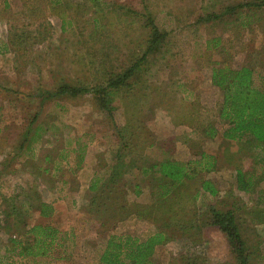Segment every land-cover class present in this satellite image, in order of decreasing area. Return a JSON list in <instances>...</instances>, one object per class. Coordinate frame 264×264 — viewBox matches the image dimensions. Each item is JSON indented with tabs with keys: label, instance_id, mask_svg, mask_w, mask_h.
<instances>
[{
	"label": "rangeland",
	"instance_id": "1",
	"mask_svg": "<svg viewBox=\"0 0 264 264\" xmlns=\"http://www.w3.org/2000/svg\"><path fill=\"white\" fill-rule=\"evenodd\" d=\"M259 1L0 0V264H100L111 234L146 238L157 230L151 220L130 216L118 221L126 217L125 211L111 212L126 201L152 202L151 181L139 171L125 177L126 186L118 194L102 193L93 215L81 198L74 204L73 195L68 197L78 190V176L85 183L94 169L98 178L106 176L98 168L100 161L90 165V172L81 170L84 160L100 156L111 163L120 144L117 126L128 124L143 127L137 143L143 140L145 145L136 150L149 162L160 155L158 145L181 161H195L201 151L215 156L216 167L189 182L188 191L196 193L201 180L210 179L219 193L200 190L196 208L202 211L215 203L235 210L250 264H264V223L258 220L264 211V180L254 192L241 191L236 170H259L251 151L254 156L262 151L224 139L223 90L213 82L215 68L248 66L255 83L264 88V5L235 9L239 3ZM151 19L166 35L150 54L140 82L115 95L112 114L99 108L90 94L42 103L41 91L61 83L91 86L127 69L146 52ZM35 117L27 143L28 123ZM133 155L141 156L128 159ZM25 192L34 197L28 199ZM38 196L52 205L62 201L65 215L38 216L29 207ZM15 210L20 211L19 221ZM25 221L55 222L68 231L65 257L58 258L56 252L18 256L12 238L27 239ZM169 232L173 239L156 248L155 264H185L181 257L188 254L205 259L203 264H233L228 238L219 227L203 226L196 242L179 231Z\"/></svg>",
	"mask_w": 264,
	"mask_h": 264
},
{
	"label": "trees",
	"instance_id": "2",
	"mask_svg": "<svg viewBox=\"0 0 264 264\" xmlns=\"http://www.w3.org/2000/svg\"><path fill=\"white\" fill-rule=\"evenodd\" d=\"M57 1L61 3V0ZM52 4H54L53 0ZM262 5H264V0L261 2H242L237 4L235 9H244L248 6L260 7ZM232 9L233 7H230L227 10ZM148 22L151 24L153 33L146 52L127 69L105 75L101 81L91 86L84 83H61L54 90H46L43 93L41 91L40 94L44 100L42 103L56 97H75L90 94L99 108L112 114L115 95L124 87L140 82L139 80L145 74L146 67L149 64L150 54L155 51L161 39L166 35L155 25L152 19ZM213 82L223 90L220 118L226 125L223 132L224 139L243 143V148L248 147L247 150L257 147L262 151L257 156H254L251 151V156L255 157L256 167L259 170H244L242 167L236 169L237 188L241 191L254 192L264 180V88L255 83L254 70L248 66H242L238 69L228 66L215 68ZM37 119L38 117H35L32 119V123H28L27 143H30L29 134L34 130L31 127H36L34 124ZM131 126L130 124L122 127L117 126L118 130L116 132L120 144L114 151V162L105 163L99 156L98 168L105 169L106 176L103 178L95 176L98 179L94 178L90 186L93 194L86 206V211L90 215H93L96 211L98 212V200L100 196L101 198L104 197L102 193L107 191L110 195L119 192L121 186H126V183H124L125 177L136 170L146 180L151 181L153 187L152 202L141 204L126 201L122 205L118 203L111 212H113L112 214H120L116 212L117 208L125 211L126 217L122 216L118 221L130 216L151 220L157 225V230L146 238L131 233L111 234L99 255L100 264H155L156 248L173 239L170 230L179 231L182 235H186L188 239L196 242L203 226H217L226 234L233 264H250V253L243 239L236 211L219 208L215 203L208 204L202 211L196 208L200 190L208 192L212 196L218 195L219 191L214 183L210 179H202L201 188L196 193L188 191L189 182L198 178L201 173L212 171L216 167L217 160L215 156L201 151L197 160L181 161L173 158L158 145L160 155L155 157L156 160L153 162H149L147 156L143 157L141 151L136 150V148L145 145L143 140H141V145L137 143V136L140 135L137 131H142L143 127L134 128ZM38 128H36L35 134L38 133ZM124 132H126V135ZM214 134L213 130L211 136ZM151 145L152 143L149 144V146ZM152 147L154 146L152 145ZM143 148L146 147L143 146ZM131 154L141 156L138 158L133 155L128 159ZM136 162L142 164L138 165L139 163ZM135 186L138 187V184H135ZM25 194L28 199L34 197L27 192ZM9 199L14 200V198ZM36 201V204L30 202V209H35L33 211L39 212L43 218L53 215L54 207L51 203L46 202L39 196ZM191 203L194 208L189 207ZM18 212L17 221L21 218L19 217L21 216L20 211ZM258 220L260 223H264V211L260 212ZM24 228H26L24 230V234L27 236L26 240L12 238L14 247H19L18 256L48 257L56 252L58 258L61 255V258L65 257L64 250L70 240L68 231H62L50 222H36L31 225L25 221ZM181 258L186 261L185 264H198L201 260L199 257L190 254ZM204 262L205 259H202L201 264Z\"/></svg>",
	"mask_w": 264,
	"mask_h": 264
},
{
	"label": "crops",
	"instance_id": "3",
	"mask_svg": "<svg viewBox=\"0 0 264 264\" xmlns=\"http://www.w3.org/2000/svg\"><path fill=\"white\" fill-rule=\"evenodd\" d=\"M98 152V151H97ZM101 152V151H100ZM84 161H85V165L83 166V164H84ZM83 161V163L81 164V166H83V168H81V170L83 169V170H86L87 172H90V171H92L93 169L92 168H90V165L91 164H97V162H98V158L96 157V156H91V157H89V159H88V156H87V159H85ZM87 161V162H86ZM91 161L93 162V163H91ZM70 170H75V169H72L71 167H70ZM76 171V170H75ZM95 169L92 171V174H91V176L89 177V179H88V182H86L85 183V179H80V176H78L77 178H79V187H78V190L77 191H75V192H69V195H68V197H71V195H73V198H72V202L75 204L76 202H77V198L79 197V198H81V204H83V205H88V203H89V201H90V197H91V194H92V191L90 190V186H91V184H92V182H93V179L95 178ZM81 174H82V172H81ZM83 174H84V171H83ZM67 180H69V179H66L65 180V183L67 184V185H69L70 184V182L68 183L67 182ZM90 182V183H89ZM89 183V184H88ZM86 188V189H85ZM62 204H63V202L62 201H60V202H58V203H55V202H53V205H54V212H53V215L51 216V218H53V219H55V217H56V215L57 214H59V217L60 216H64L65 215V212H64V207H62ZM37 214H38V216H40V214H39V212H37ZM41 217V216H40ZM54 225H56V223L54 222L53 223ZM56 226H58L59 227V225H56ZM61 230H62V228L61 227H59Z\"/></svg>",
	"mask_w": 264,
	"mask_h": 264
}]
</instances>
